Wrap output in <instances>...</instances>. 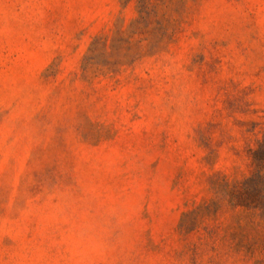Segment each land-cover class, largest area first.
Listing matches in <instances>:
<instances>
[{
  "label": "rangeland",
  "instance_id": "1",
  "mask_svg": "<svg viewBox=\"0 0 264 264\" xmlns=\"http://www.w3.org/2000/svg\"><path fill=\"white\" fill-rule=\"evenodd\" d=\"M0 264H264V0H0Z\"/></svg>",
  "mask_w": 264,
  "mask_h": 264
}]
</instances>
